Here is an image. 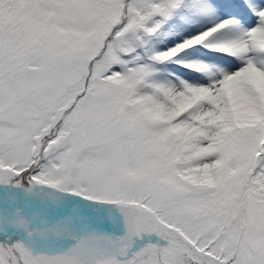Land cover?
<instances>
[{
  "label": "snow or ice",
  "instance_id": "6c2138e0",
  "mask_svg": "<svg viewBox=\"0 0 264 264\" xmlns=\"http://www.w3.org/2000/svg\"><path fill=\"white\" fill-rule=\"evenodd\" d=\"M0 264H264V0H0Z\"/></svg>",
  "mask_w": 264,
  "mask_h": 264
}]
</instances>
